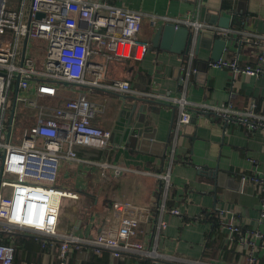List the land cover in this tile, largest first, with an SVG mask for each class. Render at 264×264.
Returning a JSON list of instances; mask_svg holds the SVG:
<instances>
[{
    "label": "crops",
    "instance_id": "1",
    "mask_svg": "<svg viewBox=\"0 0 264 264\" xmlns=\"http://www.w3.org/2000/svg\"><path fill=\"white\" fill-rule=\"evenodd\" d=\"M102 1L144 13L147 17L143 21L140 37L151 43L150 50L140 61L126 59L111 62L108 80L124 79L139 90L176 96L183 90V78L190 68L192 77L187 84L190 100L209 103L231 100L242 109L255 102L256 111L264 114V73L259 76L240 73L234 77L229 68L209 65L212 49L200 48L199 54L195 53L194 47L189 53L183 48L176 51L173 46H177L178 42L175 40L171 49L153 47L152 40L159 26L166 22L157 18L153 24L149 20L151 15L177 18L190 14L201 1V20L210 23L209 17L223 6V15H237L241 20L242 26L232 28L264 35V0ZM237 39L232 49L224 52L222 59H238L241 65L257 64L264 54V48ZM240 42L243 46L238 51ZM193 50L195 54L191 58ZM76 93L60 90L59 97H45L42 102L62 105L64 96H74ZM88 96L93 101L106 104L105 113L97 116L94 122L110 130L113 140L110 139V145L105 149L77 146L81 160L61 161L57 186L77 194V198L63 199L60 231L81 238H95L113 202L131 201L150 209L151 220L141 223L138 235L133 238L148 245L164 194L163 182L157 174L169 170L171 184L163 215L167 227L160 234L159 251L209 263L246 264L249 247L242 243L240 235L244 237L254 230L264 234V221L259 219V189L251 181H244V177L249 178L264 170V130H248L242 125L226 123L220 118L197 112L193 115V122L181 132L173 153L172 127L178 116L175 106L131 96L124 100L119 94L99 88L89 92ZM124 101L147 105L154 139L139 138L133 144L120 141V106ZM24 109L31 112L22 116ZM35 113V110L23 107L19 109L18 117L22 121L25 119L28 122L26 126H30L35 123ZM90 160L121 165L127 170L117 176L112 172L104 175L103 169L89 163ZM214 171L215 177L211 175ZM173 208H178L181 215L172 214L170 211ZM219 210H225L222 217ZM221 221L240 225L242 234L235 233L231 238ZM14 240L13 264H61L57 256L60 246L58 239L17 232ZM256 256V264H264V239L256 240ZM154 263L152 259L136 255H125L114 260L109 251L95 253L92 246L87 244L80 248L72 246L68 260V264Z\"/></svg>",
    "mask_w": 264,
    "mask_h": 264
},
{
    "label": "built area",
    "instance_id": "2",
    "mask_svg": "<svg viewBox=\"0 0 264 264\" xmlns=\"http://www.w3.org/2000/svg\"><path fill=\"white\" fill-rule=\"evenodd\" d=\"M201 7L199 1L190 14L177 18L151 15L149 20L154 24L160 18L186 26L196 35L202 33L236 41L241 38L264 48L263 34L205 22L199 17ZM39 13L44 15L39 17ZM146 17L142 12L102 0H0V264H13L17 232L58 239L57 256L61 264H68L72 246L80 248L84 244L92 246L95 253L107 250L114 259L136 255L157 264H218L159 251V237L167 227L163 215L171 184L169 170L157 174L163 182L164 194L148 245L133 238L140 231L139 225L151 220L150 209L131 201L113 202L95 238H81L59 229L63 199L77 198V194L57 186L61 161L81 160L77 146L105 149L110 145L112 132L94 122L97 116L105 113L106 104L88 96L97 88L123 97L152 99L175 106L178 116L172 127L173 153L181 132L191 124L197 112L242 125L248 130H264V114L256 111L255 102L242 109L231 100L222 103L190 100L187 96V84L192 77L190 68L183 78L185 86L176 96L139 90L124 79L108 80L111 62L140 61L150 50L151 43L140 37ZM32 40L46 42L42 61L39 58L41 49L31 46ZM194 54L193 50L191 58ZM209 65L229 68L234 77L240 73L259 76L264 73V54L255 65H241L238 59L222 58L210 60ZM60 90L77 93L64 96L62 105L42 102L45 97H59ZM15 98L13 123L9 128ZM23 107L35 110V123L26 126L21 143H15L12 142L14 121ZM88 162L100 166L104 175L112 172L117 176L127 170L109 162ZM245 180L259 189V219L264 221V170L244 177ZM170 212L181 215L178 208ZM224 212L219 210L221 217ZM221 224L231 238L235 233L242 234L238 224L225 221ZM240 239L249 247L246 264H256V240L264 239V234L254 230L244 237L240 235Z\"/></svg>",
    "mask_w": 264,
    "mask_h": 264
},
{
    "label": "water",
    "instance_id": "3",
    "mask_svg": "<svg viewBox=\"0 0 264 264\" xmlns=\"http://www.w3.org/2000/svg\"><path fill=\"white\" fill-rule=\"evenodd\" d=\"M223 10L224 7L221 6L213 15L209 17L208 21L226 28L242 26L241 20L239 17H237V15H223ZM236 13H238V10H236ZM43 15V13L38 14L39 17H42ZM173 40L178 42L177 46H173L174 50L176 51H178L179 48H183L182 50H184L186 53H189L194 47L195 53L199 54L200 48L212 49L211 60L215 61L222 58L225 51L232 49V45L236 41L235 39L215 38L202 33L196 35L186 26H177L173 22H166L165 24L159 26L152 40V46L171 49ZM26 46L27 38L25 39L24 43V52ZM242 46V42L238 43V51L242 49ZM123 98L125 100L128 98V96H124ZM15 107L16 98L13 102L9 128H11V124L13 123ZM120 116V128L118 131L120 133L121 142L126 141L127 143L133 144L134 142L138 141L139 138L143 140L154 139V129H151L152 118L148 114L147 105H138L137 102L132 103L129 101H124L120 106ZM191 122H193V119ZM111 137L113 140V133ZM215 173V171L211 172V175L215 177Z\"/></svg>",
    "mask_w": 264,
    "mask_h": 264
},
{
    "label": "rangeland",
    "instance_id": "4",
    "mask_svg": "<svg viewBox=\"0 0 264 264\" xmlns=\"http://www.w3.org/2000/svg\"><path fill=\"white\" fill-rule=\"evenodd\" d=\"M32 45L33 46H37V47H39L41 49L40 50L41 54H39V58L42 61L46 42L41 41V40H32L31 41V46ZM26 111L27 110H25V109L21 111L22 116H26V113H30L31 112V110H29L27 112ZM26 125H28V122L25 119H23V121H22V119L20 117H16L15 118V121H14V133H13V136H12V142L21 143V140H22L21 136H22L23 130L26 127ZM61 188H63V187L61 186Z\"/></svg>",
    "mask_w": 264,
    "mask_h": 264
},
{
    "label": "trees",
    "instance_id": "5",
    "mask_svg": "<svg viewBox=\"0 0 264 264\" xmlns=\"http://www.w3.org/2000/svg\"><path fill=\"white\" fill-rule=\"evenodd\" d=\"M215 224L217 225V220H215Z\"/></svg>",
    "mask_w": 264,
    "mask_h": 264
}]
</instances>
